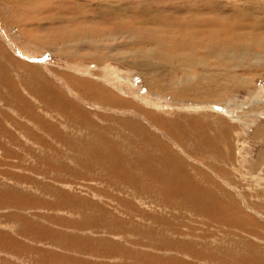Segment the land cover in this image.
<instances>
[{
	"label": "rangeland",
	"instance_id": "obj_1",
	"mask_svg": "<svg viewBox=\"0 0 264 264\" xmlns=\"http://www.w3.org/2000/svg\"><path fill=\"white\" fill-rule=\"evenodd\" d=\"M109 1L0 0V264H264V185L253 177L264 175L252 173L254 166L264 171V158L259 161L264 140H251L264 118L253 120L255 126L238 140L233 124L239 122L229 117L244 113L225 106L226 101L241 106L249 90L264 89V71L247 70L246 61L253 63V58L244 57L264 54V0ZM162 16L187 24L204 19L211 28L171 25L173 32L164 40L140 42L139 37L164 33ZM210 19L223 21L229 33H215ZM256 19L263 24L254 26ZM126 25L129 30L123 29ZM80 28L92 31L101 50L99 66L76 61L89 48L70 58L62 55L75 51L73 33ZM123 31L132 32L137 42L117 46ZM110 35L114 41L104 39ZM141 49H160L170 58H147L148 68L146 57L126 56L144 64L145 77L136 74L137 68L102 56ZM183 62L199 64L195 76L207 72L210 79L201 81L210 85L191 93L187 86L173 87L171 82L186 74L178 68ZM87 64L99 73H105L103 64L129 72L133 87L99 81L100 75L85 73ZM153 72L166 76L165 81L150 77ZM232 75L249 77L247 88ZM83 80L105 93L93 97ZM224 82L233 87L221 95ZM111 93L125 102L115 105ZM206 100L218 103L224 113L206 108ZM243 142L248 144L245 166L236 149ZM216 198L240 211L243 221L211 211L210 200ZM212 206L219 208L215 202Z\"/></svg>",
	"mask_w": 264,
	"mask_h": 264
},
{
	"label": "bare ground",
	"instance_id": "obj_2",
	"mask_svg": "<svg viewBox=\"0 0 264 264\" xmlns=\"http://www.w3.org/2000/svg\"><path fill=\"white\" fill-rule=\"evenodd\" d=\"M117 1V0H116ZM115 1V2H116ZM128 1V0H127ZM100 2H102V1H100ZM105 2H108V1H105ZM109 2H111V4H112V1L110 0ZM114 2V3H115ZM129 2V1H128ZM136 2V1H135ZM214 2V1H213ZM120 3H122V2H120ZM120 3H118L119 5H120ZM124 3V2H123ZM130 3V2H129ZM139 3V2H138ZM91 4V3H90ZM107 4V3H106ZM116 4H117V2H116ZM115 4V5H116ZM125 4V3H124ZM189 4V3H188ZM96 5V4H95ZM118 5V6H119ZM126 5V4H125ZM128 5V4H127ZM224 5V4H223ZM226 5V4H225ZM104 6V5H103ZM141 6V5H140ZM228 6H229V3H228ZM27 7V6H26ZM89 7H90V5H89ZM95 7V6H94ZM99 8V7H98ZM102 8V7H101ZM23 9V8H22ZM59 9V8H58ZM90 9V8H89ZM91 9H93V7H91ZM90 9V10H91ZM95 9V8H94ZM27 10V9H26ZM103 10V9H102ZM107 10V9H106ZM105 10V11H106ZM111 10H113V7H112V9ZM23 11V10H22ZM29 11V10H28ZM104 11V10H103ZM14 12V11H13ZM90 12V11H89ZM117 13V12H116ZM105 14V13H104ZM190 14V13H189ZM188 14V15H189ZM92 15H93V13H92ZM102 15V14H101ZM178 15H179V13H178ZM182 15V14H181ZM192 15V14H191ZM190 15V16H191ZM257 15L258 16H260L261 14H259V13H254V15L253 16H255V17H257ZM109 16V15H108ZM184 16V15H183ZM209 16V15H208ZM88 17V16H87ZM176 17V16H175ZM188 17V16H187ZM194 17H196V16H194ZM194 17H190V19H193ZM160 18V17H159ZM161 18H163V25H164V29L163 30H161V31H164V33H162V34H159V33H155L154 34V37H153V39H151V38H147V37H139V39H140V42H145V40H148V39H150L151 41H155V42H157L156 40H159V38H160V40H164V38L166 37L165 35H167L168 33H171V32H173V26H171V25H175V26H178V27H180V28H182V29H187L188 27H193V25H198L199 26V28L200 27H203L204 29L205 28H207V26H209L208 24H206V22H205V20L203 19V20H201V19H197V18H195V19H193L192 21H190V23L189 24H187V23H185V22H182V18H184V17H182L181 19V21H175V20H173L172 18H170V16H169V18H167V17H165V16H162ZM75 19V18H74ZM87 19V18H86ZM226 19V18H225ZM260 19V18H259ZM53 20V19H52ZM186 20H188V19H186ZM211 20V21H210ZM209 20V24L211 25V26H213V27H215L214 29L216 30V32L215 33H217L218 35H221V33H226V29L228 30V33H229V26H228V28H227V26L225 27L224 26V24H223V21L222 22H220V21H218V20H216V19H210ZM74 21V20H73ZM88 21V20H87ZM246 21H250V20H246ZM51 22H53V21H51ZM69 22V21H68ZM150 22V21H149ZM72 23V22H71ZM80 23V22H79ZM83 23V22H82ZM116 23V22H115ZM154 23V22H153ZM68 24H70V23H68ZM74 24H75V22H74ZM159 24V23H158ZM260 24H263V22L262 21H260V20H254L253 21V25L254 26H260ZM114 25H116V24H114ZM148 25H149V23H148ZM148 25H146V27L148 26ZM236 25V24H235ZM83 26H84V24H83ZM88 26V25H87ZM156 26V25H155ZM249 26H251V25H249ZM120 27H121V30H122V24L120 25ZM126 27V28H125ZM123 29H127L128 27H127V25L125 26ZM137 27V26H136ZM177 27V28H178ZM197 27V26H196ZM210 27V26H209ZM231 27V26H230ZM243 27V26H242ZM133 28V27H132ZM166 28V29H165ZM168 28L170 29V30H168ZM175 28V27H174ZM211 28V27H210ZM232 29H234L233 27H231ZM130 28H128L127 30H129ZM243 29V28H242ZM109 30V29H108ZM116 30V29H115ZM120 30V29H119ZM253 30V29H252ZM101 31V30H100ZM100 31H98V32H100ZM106 32H107V30H105ZM112 31V30H111ZM133 31H135L136 32V30L134 29ZM160 31V32H161ZM212 32H213V30H211ZM113 32V31H112ZM125 32H127V31H125ZM124 31H123V34L125 33ZM183 32V31H182ZM181 32V33H182ZM103 33V32H102ZM92 31L89 29V28H80L79 29V32L78 33H73V35H75V48H74V50L75 51H71L72 53L70 54V55H67L66 53H64L63 52V54L62 55H66V57L67 58H70L71 57V55H76V54H78L79 55V52H80V50L81 49H83V48H85V49H90V50H88V51H90V53H83L82 52V54H80L79 55V59H77L76 61H82V63L84 62V61H86V62H89V63H94L95 65H98L100 62H99V60H100V58H101V55H100V52H101V50L100 49H98L97 50V47H96V45L93 43V40H92ZM96 34V33H95ZM119 34V33H118ZM176 34V33H175ZM248 34V33H247ZM247 34H245L246 35V37L248 38V36H247ZM98 35H100V34H98ZM109 35V34H108ZM130 35H131V37L132 38H129L130 37ZM196 35V34H195ZM253 35V34H252ZM257 35V34H256ZM144 36V35H143ZM165 36V37H164ZM168 36V35H167ZM189 36H191V35H189ZM194 36V35H193ZM205 36V35H204ZM255 36V35H254ZM254 36H253V38H254ZM99 37V36H98ZM105 37V36H104ZM124 38H121V41L120 42H118L119 44L117 45V46H126V45H128V44H134V43H136L137 41H136V38L135 37H133L132 36V32H130V33H126L124 36H123ZM137 37V36H136ZM192 37V36H191ZM221 36H219L218 37V41H219V38H220ZM252 38V39H253ZM10 39V38H9ZM50 39V38H49ZM105 40H107V41H109V39H111L112 41H114V36L113 35H110V36H107V37H105L104 38ZM103 39V40H104ZM138 39V38H137ZM168 39V38H167ZM177 39H178V36H177ZM221 39V38H220ZM244 39H245V37H244ZM47 40V39H46ZM62 40H64V39H62ZM180 40V39H179ZM191 40V39H190ZM194 40V39H193ZM213 40V39H212ZM189 40H187V42H186V44H187V46L189 45V42H188ZM209 41V40H208ZM60 42H62V41H60ZM105 42V41H104ZM167 42V41H166ZM181 42V41H180ZM211 42V41H210ZM215 42V41H214ZM220 42V41H219ZM231 42H233L232 40H231ZM253 42V41H252ZM39 43V42H38ZM40 43H41V41H40ZM105 43H107V42H105ZM109 43V42H108ZM110 43H112L111 41H110ZM174 43H175V45H178L179 43L177 42V40H175L174 41ZM185 43V42H184ZM191 43V42H190ZM195 43V42H194ZM194 43L191 45V46H193L194 45ZM65 44V43H64ZM99 44H100V42H99ZM104 43L102 42V45H103ZM113 44V43H112ZM140 44V43H139ZM138 44V45H139ZM181 44H183L182 42H181ZM201 44V43H200ZM217 44H218V42H217ZM51 45H52V43H51ZM65 45H67V44H65ZM101 45V46H102ZM210 45V44H209ZM208 45V46H209ZM213 45V44H212ZM219 45V44H218ZM224 46H226L225 45V43L223 44ZM50 46V45H49ZM239 46V45H238ZM53 47H54V49L56 50V51H62V50H60L59 49V47H57V46H54L53 45ZM66 47V46H65ZM106 47V46H105ZM108 47V46H107ZM186 47V46H185ZM211 47V46H210ZM227 47V46H226ZM225 47V48H226ZM229 47V46H228ZM104 48V47H103ZM128 48H131V47H129L128 46ZM127 48V49H128ZM134 48V47H133ZM143 48V47H142ZM149 48V47H148ZM147 48V49H148ZM188 47H186V49H187ZM195 48H197V47H195ZM202 48V47H201ZM219 48V47H218ZM217 48V49H218ZM53 49V50H54ZM105 49H107V48H104L103 50H105ZM119 49V48H118ZM123 49V48H122ZM192 49V48H191ZM203 49V48H202ZM216 49V48H215ZM220 49V48H219ZM12 50V49H11ZM164 50V49H163ZM197 50V49H196ZM207 50V49H206ZM210 50V49H209ZM243 50V49H242ZM241 50V51H242ZM245 50V49H244ZM243 50V51H244ZM247 50V49H246ZM107 51V50H106ZM120 51H121V49H120ZM136 51V50H135ZM141 51L142 52H140V50L139 51H136V53H133V54H131V55H128V54H126V55H124V54H120V55H110V54H108V52H110V51H108V52H106V53H103L102 54V56H105V58H108V59H110V61H112L111 59L113 58L115 61H117V62H120L119 64H121V63H123V65H126V66H128L129 68H137L136 69V74L137 75H145V77L146 76H148L147 74H149V73H147V72H149L148 70H147V68L146 67H150V66H147L146 65V63H148L147 62V58H158V59H161L162 61H164V60H167V59H169L170 57H169V55H167V54H165V53H162V52H159L160 51V49H158L157 51H155L154 53H152V52H149V51H147V50H142L141 49ZM190 51V50H189ZM208 51V50H207ZM215 51V50H214ZM220 51V50H219ZM241 51H240V53H241ZM103 52V51H102ZM112 53L114 52V51H111ZM129 53H130V51H128ZM164 52V51H163ZM191 52H193V51H191ZM196 52V51H195ZM217 52V51H216ZM251 52V51H250ZM2 53V52H1ZM26 53V52H25ZM111 53V54H112ZM132 53V52H131ZM218 53V52H217ZM233 53V52H232ZM116 54H118V53H116ZM203 54V53H202ZM224 54H228V53H226V52H224ZM22 55L24 56V54L22 53ZM59 55V54H58ZM184 55V54H183ZM204 55V54H203ZM223 55V54H222ZM229 55V54H228ZM126 56H128V57H136L137 59L138 58H140V57H142V56H144V57H146V61L144 62L145 63V68H146V70L147 71H143V70H141L142 69V65H144V64H142V62H139L140 63V66L138 65V62L137 63H132L130 60H128V58L126 57ZM187 56H188V54H187ZM240 56V55H239ZM252 57L253 59H251V60H253V63H248L247 61H246V58H245V61H246V67H247V70L248 69H250V70H254V69H258V68H260L262 71H264V60H262V59H260L261 57L263 58L264 57V54H262V53H256V54H252V53H249V54H245L244 55V57ZM25 57V56H24ZM176 57L177 58H182L181 57V55H176ZM193 57H195L194 55H193ZM193 57H190L189 59L191 60ZM198 57H199V55H198ZM4 58V57H3ZM27 58V57H26ZM175 58V57H174ZM188 58V57H187ZM196 58V57H195ZM202 58V57H201ZM223 58H225V56H223ZM238 58V57H237ZM28 59V58H27ZM104 59V58H103ZM131 59V58H130ZM200 59V58H199ZM238 59H240V58H238ZM30 60H33V59H30ZM69 60V59H68ZM193 60V59H192ZM196 60H198V59H196ZM201 60V59H200ZM206 60V59H205ZM223 60V59H222ZM229 60V59H228ZM242 60V59H241ZM71 61V60H70ZM106 61H107V59H106ZM138 61V60H137ZM182 61V60H181ZM254 61H257L258 62V64H256V63H254ZM200 62V61H199ZM223 62V64H225V62L224 61H222ZM76 63V62H75ZM79 63V62H78ZM189 63H194V60H193V62H189ZM205 63H207V61H205ZM238 63V62H237ZM242 63V62H241ZM181 64V65H180ZM179 64V66H178V68H179V71L181 70V71H183L184 73H186L184 76H180L179 78H177V79H174V81L173 80H171V81H173V82H171L172 84H173V87H175V88H182V89H184V87L185 86H187L186 88V90L188 91H190V93L193 91H195V90H198L199 88H200V90L204 87V85L202 84V81H201V79H204V80H209L210 79V77L204 72V74H201V75H199V77H200V79H198V76H195V73L193 72V71H195V69H197V66L196 65H199V64H193V65H191V66H188V64H184V62L183 63H180ZM208 64V63H207ZM207 64H205V66L207 65ZM231 64H232V62H231ZM244 64V63H243ZM24 65V64H23ZM27 65V64H26ZM100 65V64H99ZM98 65V66H99ZM158 65V64H157ZM190 65V64H189ZM201 66H203L204 67V64L202 63V64H200ZM219 65V64H218ZM235 65V64H234ZM233 65V66H234ZM91 66H93V65H90V64H87L86 65V68H84L85 69V73H89L90 74V72H94V71H92V70H88V69H92V67ZM152 66V65H151ZM208 66V65H207ZM81 68H82V66H80ZM101 67V66H100ZM125 67V66H124ZM199 67V66H198ZM252 67H254V68H252ZM96 68V67H95ZM102 68H103V70L105 71V73H99V72H94V74L95 75H100L99 76V81H104V82H108L109 80H111V81H114L115 83H117L118 84V82L119 83H122L123 81L124 82H126L125 84H128L129 82H131L130 80H132V79H130L129 78V76L128 75H130V73L129 72H127V73H121V72H119V71H114V69H112V67L111 66H109V64L108 65H105V64H103L102 65ZM177 68V69H178ZM226 68V67H225ZM234 68V67H233ZM242 68V67H241ZM94 69V68H93ZM116 69V68H115ZM159 69V68H158ZM204 69V68H203ZM224 69V68H223ZM236 69V68H235ZM97 70V69H96ZM160 70V69H159ZM216 70V69H215ZM226 70V69H225ZM8 71V70H7ZM218 71V70H217ZM245 71H246V68H245ZM261 71V72H262ZM82 72H84V71H82ZM221 72V71H220ZM129 73V74H128ZM166 73V72H165ZM226 73V72H225ZM151 74H152V72H151ZM175 74V73H174ZM230 74V73H229ZM91 75V74H90ZM211 75V74H210ZM223 75V74H222ZM212 76V75H211ZM231 76V75H230ZM232 76H234V75H232ZM93 77H94V75H93ZM150 77H153V79L155 78L157 81H160L161 83H163L164 81H165V78H166V76H164V75H162L161 73H155L154 74V72H153V75H150ZM172 77V76H171ZM216 78L218 77L217 75L215 76ZM251 78H252V76H250ZM264 77V76H263ZM224 78V77H223ZM173 79V78H172ZM228 79H230V77L228 78ZM98 80V79H97ZM168 80V79H167ZM233 81H236V82H238L239 83V86H243V85H245V87L247 86L246 84H249L250 83V79H249V77L248 78H245L244 76H242V75H239V76H234L233 77V79H232ZM212 81V80H211ZM203 82H205V81H203ZM213 82V81H212ZM79 83H82V82H79ZM206 83V82H205ZM216 83V82H215ZM223 83V82H222ZM221 83V84H222ZM156 84V83H155ZM229 84V83H228ZM228 84H225V82H224V84H222L221 85V87H222V89H220V93L219 92H217V93H219V94H221V95H224L225 94V92L227 91V89H229V88H231V87H233V86H228ZM160 85H162V84H160ZM166 85V84H165ZM170 85V84H169ZM205 85H208L207 83L205 84ZM209 85H210V83H209ZM208 85V86H209ZM212 85V84H211ZM253 85V84H252ZM69 86V85H68ZM83 88L84 89H86V90H88V91H90L91 93H92V95L93 94H95V93H97V94H99V95H103L105 92L104 91H102V90H100V89H98V87L96 86V84H95V82H89V81H84L83 80ZM108 86V85H107ZM112 86H114V85H112ZM208 86H205V87H208ZM213 86V85H212ZM249 86V85H248ZM125 87H127V89H129V88H132L133 87V84H128V85H125ZM205 87H204V89H205ZM219 87H217V89H218ZM247 88V87H246ZM97 89L99 90V91H97ZM115 89H117L119 92H121V93H124L123 91H121V90H123V88L121 89L119 86H116V88ZM119 89H121V90H119ZM152 89H153V87H152ZM212 89V88H211ZM259 89V88H258ZM213 90V89H212ZM244 90V89H243ZM254 90V89H253ZM260 90V89H259ZM93 91H94V93H93ZM110 91H112V90H110ZM149 91H150V93L151 92H153L152 90H150L149 89ZM181 91L182 90H180L179 91V93H180V95H182L183 94V92L181 93ZM173 92V91H172ZM91 93H90V95H91ZM153 93H157L156 92V90H155V92H153ZM175 93H177V90H176V92H174V97L177 95V94H175ZM249 93H251L250 94V96L248 97V98H246L247 100L245 101V103L243 102V103H241V106L240 105H236V104H233L232 102H230V101H226V100H224V101H226L225 102V106H227V107H230V106H233L234 105V107H235V110H238V113H240L239 111L240 110H242V112L244 113V115H240V114H238L237 112V114L238 115H236L234 112H232V113H230L231 114V116L229 117V115H226L227 117H229L232 121H238L239 122V124H237V125H234L233 124V127L236 129V130H234V135L238 138V140H241L242 138H245V133L247 132V131H249L250 130V128L252 127V125H254V123H252L253 122V120H260V119H262V118H264V89L263 90H261V91H256V89H255V91H250L249 90ZM257 93V94H256ZM106 94H107V92H106ZM198 94H200V93H198ZM108 95V94H107ZM125 95V94H124ZM158 95V94H157ZM190 95V94H189ZM195 95V94H194ZM97 96V95H96ZM95 96V97H96ZM111 96H112V100L113 101H115V105H119V103H124L125 101L124 100H122V99H120L119 100V98L117 97L116 98V96L114 95V93H111ZM191 96V95H190ZM216 96V95H215ZM220 96V95H219ZM93 97H94V95H93ZM100 97V96H99ZM99 97L97 98L98 100H99ZM102 97V96H101ZM101 97H100V99H101ZM158 97V96H157ZM156 97V98H157ZM222 97V96H221ZM154 98V97H153ZM152 98V99H153ZM172 99H173V97H171ZM93 99H95V98H93ZM96 99V100H97ZM108 99V98H107ZM119 100V101H116V100ZM147 99V98H146ZM159 98H157V100H158ZM178 99H180L179 97H178ZM191 100H194V99H192V98H190ZM102 100V99H101ZM100 100V101H101ZM103 100H106L105 98L103 99ZM149 100V99H148ZM108 101L109 102H112L111 101V98L110 99H108ZM146 101V100H145ZM151 101V100H150ZM159 101V100H158ZM207 102L206 103H204V105L206 106V108H207V106L209 107V106H211V108L213 109V110H215V111H217V112H219L220 111V113L219 114H221V111L222 110H220V109H223V108H221L220 107V105L218 104V103H215V102H210L209 100H206ZM99 102V101H98ZM143 102V101H142ZM147 102V101H146ZM151 102H153V101H151ZM161 102V101H160ZM108 103V102H107ZM159 102H157L156 104H158ZM181 103V102H180ZM201 103V102H200ZM103 104V103H102ZM114 104V103H113ZM144 104V103H143ZM148 104V103H147ZM155 104V103H154ZM182 104V103H181ZM188 104V103H187ZM104 105H105V103H104ZM108 105V104H107ZM159 105V104H158ZM184 105V104H183ZM162 106V105H161ZM169 106V105H168ZM180 106V105H179ZM187 106V105H186ZM200 106H202V105H200ZM205 106H203V107H205ZM225 106H224V108H225ZM251 106H253V108L252 109H250L251 108ZM155 107V106H154ZM164 107V106H163ZM163 107L161 108V111L163 110ZM173 107V106H172ZM172 107H171V109H172ZM187 107H189V106H187ZM191 108H196L194 105H192V106H190ZM152 108V107H151ZM156 108H157V106H156ZM168 109H169V107H167ZM179 108V107H178ZM182 108V107H181ZM200 108V107H199ZM202 108V107H201ZM185 109V108H184ZM217 109V110H216ZM170 110V109H169ZM174 110V109H173ZM179 110H180V108H179ZM182 110V109H181ZM195 110V109H194ZM194 110H191V111H193L194 112ZM197 110V109H196ZM200 110V109H199ZM204 110V109H203ZM202 109H201V111H203ZM229 110H232L233 111V109H230L229 108ZM250 110H253V112H250ZM200 111V112H201ZM211 111V110H210ZM223 111H224V109H223ZM222 111V114L224 113ZM260 111V112H259ZM163 112V111H162ZM165 112V111H164ZM163 112V113H164ZM204 112H206V110L204 111ZM208 112V111H207ZM229 112V111H228ZM241 112V113H242ZM48 113V112H47ZM136 113V112H135ZM166 113V112H165ZM226 113V112H225ZM171 114V113H170ZM200 114V113H199ZM229 114V113H228ZM236 116H235V115ZM149 115V114H148ZM169 115V114H168ZM213 116H215V115H213ZM215 117H217V116H215ZM212 118V117H211ZM213 119V118H212ZM215 119V118H214ZM218 119V118H217ZM242 119H244L245 120V122L244 121H242ZM158 124V123H157ZM163 124V123H162ZM192 124V123H191ZM120 126V125H119ZM192 126H195V125H193L192 124ZM255 126V125H254ZM262 126V125H261ZM240 127V128H239ZM258 127V126H257ZM64 128V127H63ZM161 128H163V126L161 127ZM195 128V127H194ZM241 128H242V130H241ZM169 129V128H168ZM237 129H240V131H238ZM210 132V131H209ZM233 135V136H234ZM222 136V135H221ZM221 136L219 137V139H221ZM254 139L252 138V136H251V140L252 141H254V140H256V139H263L264 140V125H263V127H260L259 129H257L256 131H255V134H254ZM206 140V139H205ZM214 140H216L215 138H214ZM250 140V139H249ZM261 141V140H260ZM215 142H217V141H215ZM246 143V142H245ZM244 142L243 143H240L239 145H238V147L236 148L237 149V151H239V155L238 156H240V159H241V161L242 162H244V163H239V164H243L244 166L245 165H247V159H248V154H246L245 153V147H246V145H248V144H245ZM249 143V142H248ZM216 144V143H215ZM218 144V143H217ZM263 144H264V142H263ZM250 145V144H249ZM179 146V145H178ZM264 150V149H263ZM262 150V151H263ZM179 151V150H178ZM182 151V150H181ZM201 152H203V150H201ZM250 152V151H249ZM227 154V153H226ZM264 158V151L263 152H261V154H260V156H259V161H262V159ZM228 159H229V157H228ZM252 159V158H251ZM236 160V159H235ZM237 161V160H236ZM251 162V161H250ZM262 163V162H261ZM256 164V163H255ZM254 164V165H255ZM263 166H264V164H262ZM239 166V165H238ZM237 166V167H238ZM236 167V166H235ZM240 167L242 168V165H240ZM248 168V167H247ZM247 168L246 169H244L246 172H248V173H250V171L249 170H247ZM254 171L252 172L253 174L254 173H256V172H260V173H262L263 175H264V171L262 170V171H260L259 169H256V166H254ZM264 168V167H263ZM249 169V168H248ZM239 170V169H238ZM250 170H252V169H250ZM237 171V169L235 170V172ZM204 172V171H203ZM219 172V174L220 175H226V173L224 172V171H218ZM242 173V172H241ZM243 173H244V171H243ZM251 173V174H252ZM259 173V174H260ZM202 174H204V173H202ZM201 174V175H202ZM238 175V174H237ZM244 175V174H243ZM259 176V175H258ZM208 177V176H207ZM245 177V176H244ZM253 177L255 178V183H256V180H258V182H260V184H262V185H264V178L262 179V178H258L257 176H256V174H254L253 175ZM253 178V179H254ZM242 181V180H241ZM89 184V183H88ZM259 184V183H258ZM256 185V184H255ZM261 187V186H260ZM203 188V187H202ZM217 188V187H216ZM229 188H230V186H229ZM198 189V188H197ZM259 189V188H258ZM207 190V189H206ZM230 190V189H229ZM237 190V189H236ZM93 191V190H92ZM238 191V190H237ZM223 192V191H222ZM239 192V191H238ZM192 193V192H191ZM205 193H207V192H205ZM225 194V193H224ZM214 195V194H213ZM202 197V196H201ZM226 198V197H225ZM224 198V199H225ZM233 198V197H232ZM132 199V198H131ZM213 199V198H212ZM217 199V200H216ZM215 200H210V202H211V211H216V212H219L220 213V215L221 216H219V217H221L222 219H226V218H230V220H239V222H241V220L243 221V219L245 218V217H243L242 215L240 216V211H239V213H238V211L236 212L233 208H231V207H229V206H227V205H225L224 203H222L220 200H218V198H216ZM223 199V200H224ZM226 200V199H225ZM224 200V201H225ZM214 202L215 203H217L218 205H219V208L217 207L216 209L212 206V203L214 204ZM232 205H234V204H232ZM238 210V209H237ZM257 213V212H256ZM225 217V218H224ZM227 221H228V219H227ZM115 261V260H114ZM155 262V261H154Z\"/></svg>",
	"mask_w": 264,
	"mask_h": 264
}]
</instances>
